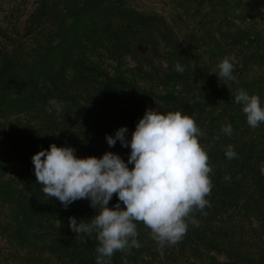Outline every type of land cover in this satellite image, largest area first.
Instances as JSON below:
<instances>
[{
	"label": "trees",
	"instance_id": "16d2710c",
	"mask_svg": "<svg viewBox=\"0 0 264 264\" xmlns=\"http://www.w3.org/2000/svg\"><path fill=\"white\" fill-rule=\"evenodd\" d=\"M94 1L83 5L84 8L76 13L75 22L81 23L86 19L77 14L85 8L86 11ZM117 13L123 14L118 20L119 25L109 20ZM103 14L110 18L93 26L97 29L92 39L87 38L89 47L82 41L85 37H77V30L73 32L71 41L77 47V53L65 51L68 43L64 38L69 34L61 36L59 42L47 49L37 61L30 64L22 62L18 68L7 54L0 51V111L21 105L29 113L36 111L40 117L48 116L46 120L50 123L51 114L56 110L49 100L55 99L64 105L63 110L83 119L86 129L91 128L90 141L98 140L104 146L88 150L85 157L99 158L106 151H111L125 158V155H130V148L122 147L119 141L114 147H109L106 134L114 135L118 128L127 126L130 138L146 109L159 107L165 113L182 110L194 116V107H199L200 102L196 98V80L190 60L183 54L175 33L160 18L140 15L125 8L121 12L115 11L112 7L86 13L92 18ZM58 28L63 34L70 31L63 25ZM112 30L116 34L114 40L108 38ZM102 38L106 39L104 46L117 66L125 53L133 59V67L127 70L129 74L117 68L115 75H110L90 59L89 51L102 45ZM177 63L184 67L183 73L175 71ZM137 79L155 83L166 91L157 93L142 87ZM47 108H51L52 113L47 114ZM120 115L125 119L117 122L115 119ZM210 130L208 133L213 134ZM50 133H55V130ZM15 136L26 140L24 135H17L16 130H0V171L9 160L15 166L19 180L18 184L0 180V197L17 212L15 230L23 237L22 242L29 245L27 240L40 241L45 248L43 250L68 264H96L99 244L96 235H77L69 228V217H75L77 223L88 221L96 210L90 207L87 199L77 200L65 209L59 200L47 196L42 191L43 186L36 182L31 160L34 154L20 159L13 150L15 146L11 137ZM41 149L46 148L40 147L38 151ZM204 150L207 155L212 154L210 149ZM211 168L209 176L213 187L206 197L211 206L203 210L206 215L200 211L193 213L198 223L193 225L189 222L186 234L179 241L181 254L189 251L191 264H199L196 256H205L207 251L223 255L224 260L217 261L215 256H207L209 262L201 259L202 264H264V177L261 170L256 162L248 163L237 158L229 160L226 156ZM225 176L231 179L225 180ZM116 203L114 194L109 207ZM121 207H124L122 202ZM139 225L137 239L141 247L116 251L110 258H105L108 264H174L180 260L176 257L167 259V247L161 250L153 240L143 239L146 233L139 229ZM38 232L42 233V238H38Z\"/></svg>",
	"mask_w": 264,
	"mask_h": 264
},
{
	"label": "rangeland",
	"instance_id": "374dc122",
	"mask_svg": "<svg viewBox=\"0 0 264 264\" xmlns=\"http://www.w3.org/2000/svg\"><path fill=\"white\" fill-rule=\"evenodd\" d=\"M86 2L92 3L91 0H0V51L7 54L18 68L22 62L30 64L40 59L64 35L69 34L64 38L68 43L65 51L77 53V47L71 41L75 30L78 31L77 37H85L82 41L87 47V38L92 39L97 29L93 26L110 18L107 14L92 18V15H86L87 12L112 7L115 11L121 12L125 8L140 15L156 16L175 33L183 54L190 60L196 80V98L200 102L199 107H194L192 117L202 133L198 137L199 144L203 149L212 151L208 155L209 166H215L222 156H226L228 145H232L237 153L235 159L256 162L264 177V123L251 128L242 106L234 101L238 90L243 89L249 94L258 95L264 105V0H95L93 5L87 6L86 11L85 8L77 14L80 18H86L77 23L76 13L84 8ZM122 15L117 13L109 20L119 25L118 20ZM59 25L70 30L69 33L63 34ZM109 36L114 40L116 34L112 30ZM102 40V45L91 50L89 48L90 59L110 75H115L117 68L129 74L127 70L133 67V59L125 53L117 66L104 46L106 39ZM225 57L232 58L235 80L217 77V65ZM1 60L0 57V64ZM137 81L142 87L157 93L166 91L155 83L149 84L141 79ZM35 112L29 113L21 105L0 111V130H16L17 135L25 136V141L17 136L11 137V143L15 146L13 150L20 159L37 153L40 147L48 149L52 143L75 148L79 157H85L88 150L104 147L98 140L90 141L91 128L86 129L79 116L66 110L59 114L56 111L52 113L51 108H47V114L52 113V122L47 123L48 116L40 117ZM118 118L115 119L117 122L124 121L125 116ZM227 124H231L233 129L230 136L221 131ZM52 130L55 133L51 134ZM209 130L213 134H209ZM76 132L81 133L74 134ZM100 138L103 140L102 136ZM127 158L128 155H125L123 159L127 161ZM14 167L7 160L0 171V180L18 184ZM16 216L17 212L0 197V264H68L43 250L40 241L34 243L26 239L29 245L24 244L23 237L15 230ZM139 229L146 233L143 239L153 240L160 247L148 227L140 223ZM38 234L40 238L42 233ZM178 246L179 242L164 246L168 248L167 259L176 257L180 260L174 264H191L189 251L181 254ZM207 256H215L217 261L224 260L223 255L207 251L205 256H196L197 263L202 264L201 259L209 262Z\"/></svg>",
	"mask_w": 264,
	"mask_h": 264
},
{
	"label": "clouds",
	"instance_id": "9594fccd",
	"mask_svg": "<svg viewBox=\"0 0 264 264\" xmlns=\"http://www.w3.org/2000/svg\"><path fill=\"white\" fill-rule=\"evenodd\" d=\"M217 67L218 78L236 79L232 58L225 57ZM175 71L183 73L185 69L177 63ZM234 101L242 106L251 128L264 123V105L258 95L240 89ZM49 104L57 114L63 111V104L55 99ZM221 131L230 136L231 124ZM201 135L191 114L148 108L130 138L127 126L118 128L114 135L106 134L109 147L119 141L122 147L130 148L127 161L111 151L99 158L79 157L75 148L55 143L35 153L31 160L36 182L47 196L59 200L65 209L77 200L87 199L96 210L88 221L77 223L75 217H69V228L77 235L95 234L99 242L96 264H108L105 258L116 251L141 247L138 223L151 230L162 250L166 244L175 245L182 240L189 222L198 223L193 218L195 211L207 214L203 210L211 206L206 197L213 187L209 176L212 168L198 142ZM225 155L229 160L237 156L232 145H228ZM114 194L117 203L109 207Z\"/></svg>",
	"mask_w": 264,
	"mask_h": 264
}]
</instances>
